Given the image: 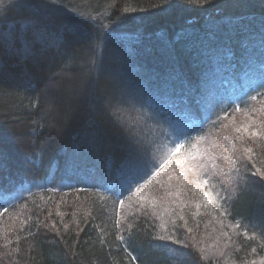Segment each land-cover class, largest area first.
Masks as SVG:
<instances>
[{
  "label": "trees",
  "instance_id": "trees-1",
  "mask_svg": "<svg viewBox=\"0 0 264 264\" xmlns=\"http://www.w3.org/2000/svg\"><path fill=\"white\" fill-rule=\"evenodd\" d=\"M260 85L264 0H0V226L33 212L2 231L0 264H205L158 241L166 205L157 218L122 210L157 192L183 141L222 135L242 113L217 167L178 188L213 194L264 241Z\"/></svg>",
  "mask_w": 264,
  "mask_h": 264
},
{
  "label": "rangeland",
  "instance_id": "rangeland-1",
  "mask_svg": "<svg viewBox=\"0 0 264 264\" xmlns=\"http://www.w3.org/2000/svg\"><path fill=\"white\" fill-rule=\"evenodd\" d=\"M248 118V113L240 114L224 125L225 131L222 135L216 136L214 131L210 132L213 133V136L210 137V133H207L209 139L205 142L195 140L184 145L183 143L186 141H183L178 146H182L179 154L172 153L173 159L169 158L170 160L166 163L169 165L167 170L163 172L161 178L155 180V186L159 188L157 192L154 193L155 189H145L140 193L137 202L129 201L128 210H122L123 220L125 221L129 214V218L137 219L144 214L157 218L158 205L164 204L170 212L161 223H158L157 220L154 221L155 226L159 229L157 230L158 241L186 245L205 264H264V241L256 233V235L246 233L231 223L225 216L227 215L224 212L225 208L220 205V202H217L213 194L204 192L203 189L199 194V189L183 190L178 188V186L191 184L192 174L190 175V173L197 175L198 172L204 173L209 170L212 172L218 164L215 159L218 151V139L222 140L227 135H234L235 125L250 120ZM248 168L252 172L255 171L253 167ZM173 184L176 185V188L170 189L169 186L173 187ZM193 197L199 201L194 202L192 199H188L187 203L184 200ZM71 204L68 201L56 204V209H60V211L61 208L68 209L71 206L64 205ZM153 207H157L156 211L152 210ZM57 212L52 215V220L54 215L60 216ZM32 214L31 208H23L3 217L0 235L3 230L8 229L10 223L16 221L12 219H26ZM48 223L50 222L48 221ZM51 226L50 224L49 227Z\"/></svg>",
  "mask_w": 264,
  "mask_h": 264
},
{
  "label": "snow or ice",
  "instance_id": "snow-or-ice-1",
  "mask_svg": "<svg viewBox=\"0 0 264 264\" xmlns=\"http://www.w3.org/2000/svg\"><path fill=\"white\" fill-rule=\"evenodd\" d=\"M14 46L15 45L13 44V47ZM25 50H27V48ZM260 87L264 88V85H260ZM181 147L175 148V152L173 154L174 155L179 154V152L181 151ZM149 165H150V161L145 157L140 155L135 156L130 163V169L134 173V178L139 177L140 179H143L146 175H149L150 174Z\"/></svg>",
  "mask_w": 264,
  "mask_h": 264
}]
</instances>
